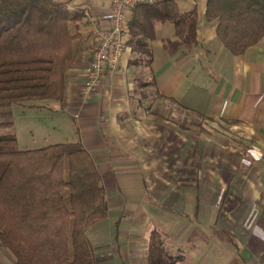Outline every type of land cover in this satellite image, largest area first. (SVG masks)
<instances>
[{"label": "crops", "instance_id": "1", "mask_svg": "<svg viewBox=\"0 0 264 264\" xmlns=\"http://www.w3.org/2000/svg\"><path fill=\"white\" fill-rule=\"evenodd\" d=\"M55 1L84 16L65 97L46 108L75 121L102 176L108 218L89 232L97 264H149L150 237L165 231L185 254L195 235L210 250L224 232L248 264H264V39L235 56L206 21L207 0H178L198 10L196 33L181 41L157 23L136 61L129 29L120 68L84 96L112 0Z\"/></svg>", "mask_w": 264, "mask_h": 264}, {"label": "trees", "instance_id": "2", "mask_svg": "<svg viewBox=\"0 0 264 264\" xmlns=\"http://www.w3.org/2000/svg\"><path fill=\"white\" fill-rule=\"evenodd\" d=\"M83 17L69 2L0 0V131L13 126L2 121L11 119L13 105L63 101ZM205 19L235 56L264 39V0H207ZM199 22L198 10L185 12L178 0L139 5L129 26L133 57L146 55L157 23L172 25L184 41ZM107 218L102 176L82 143L21 150L16 135L0 133V246L15 264H97L89 232ZM165 248L153 232L148 263L163 264Z\"/></svg>", "mask_w": 264, "mask_h": 264}, {"label": "rangeland", "instance_id": "3", "mask_svg": "<svg viewBox=\"0 0 264 264\" xmlns=\"http://www.w3.org/2000/svg\"><path fill=\"white\" fill-rule=\"evenodd\" d=\"M44 103L13 105L9 110L12 112L11 119L2 120L13 122V126L2 129L0 133L16 135L21 150L40 149L54 144L76 142L75 121L71 119L70 124L67 125L66 122L59 119V115L55 111H51L55 108L48 110L47 105L42 106ZM34 104L35 106H33ZM114 215L115 213H111L112 218ZM165 232H160L166 246L162 259L163 264H179L178 262L170 263V257L177 255L183 256L182 264H248L250 262L248 254L242 253L243 242L236 237L230 238L224 232H220V242L214 241L215 249L210 250L200 247V237L195 235L188 246H185L189 249L185 250L186 254L177 252L180 249L179 242L170 241V233ZM172 250L173 252H171ZM0 264H15V258L1 246Z\"/></svg>", "mask_w": 264, "mask_h": 264}, {"label": "built area", "instance_id": "4", "mask_svg": "<svg viewBox=\"0 0 264 264\" xmlns=\"http://www.w3.org/2000/svg\"><path fill=\"white\" fill-rule=\"evenodd\" d=\"M160 0H112V8L104 17V27L97 31V44L87 69V80L82 89L84 96L96 92L107 72L117 71L124 59L125 37L129 32L134 10L142 4H154Z\"/></svg>", "mask_w": 264, "mask_h": 264}]
</instances>
